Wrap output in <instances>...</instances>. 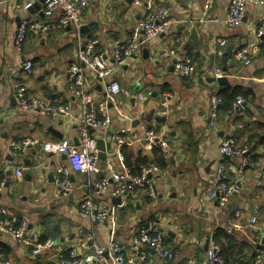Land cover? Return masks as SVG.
Here are the masks:
<instances>
[{"label": "crops", "instance_id": "crops-1", "mask_svg": "<svg viewBox=\"0 0 264 264\" xmlns=\"http://www.w3.org/2000/svg\"><path fill=\"white\" fill-rule=\"evenodd\" d=\"M24 2L0 0V207L7 210L6 225L22 228L25 241L18 243L0 232V257L10 264H56L55 251L32 256L31 248L50 238L56 248L67 251L89 234L103 248L115 243L129 257L134 251L133 234L154 224L173 258L163 261L147 248L146 258L138 264H207L204 245L215 241L222 245L227 264H249L259 255L264 259V243L258 242L264 229V142L261 136L252 138L264 135V43L249 65L234 58L237 50L255 44V30L264 26V6L249 5L241 25L230 28L224 23L230 0H90L82 26L93 27L82 40L95 39L97 50L108 55L116 41L123 42L132 34L141 45L122 64L110 61L111 79L120 86L116 100L122 106L109 104V126L90 134L103 140L109 134L112 139L120 136L122 146L118 148L112 140L111 153L99 159L97 173L71 172L72 190L60 196L53 182L57 169L67 165L66 158L44 154L41 144L59 141L53 135L57 133L78 145V100L70 91L68 77L77 42L71 28L56 25L57 15L51 19L43 16L42 0L28 11L22 9ZM161 7L177 23L144 41L138 25ZM25 20L50 27L46 32L28 31L18 48L16 34ZM194 27L198 32L195 43L182 32ZM222 39L227 44L220 48ZM229 47L231 52L223 56ZM171 49L195 64L192 76L175 74L174 60L168 55ZM27 61L33 65V75L13 77V70ZM216 68L226 70L223 90L238 88L247 93L243 98L247 107L243 115H220L217 129L212 130L207 127V107L209 97L220 93L217 83L211 81ZM84 78L95 102L100 101L106 84L87 71ZM20 88L27 97L69 106L71 117L45 118L19 110L14 95ZM163 96H167L166 105ZM160 117L165 122H157ZM148 132L168 147L165 167L155 175L156 198L149 199L143 191L114 197L109 186L95 195L99 206L109 212L107 221L96 224L81 216L78 205L92 193V183L107 175V164L125 167V162L118 161L117 151L133 166L142 159L153 164L152 146L145 140ZM228 135L247 144L252 163L242 174L240 194L220 206L207 196L218 181L217 169L220 165L237 168L240 163L225 160L218 151L219 141ZM24 139L38 144L19 155L10 144ZM226 175L231 180L237 173L228 171Z\"/></svg>", "mask_w": 264, "mask_h": 264}, {"label": "built area", "instance_id": "built-area-1", "mask_svg": "<svg viewBox=\"0 0 264 264\" xmlns=\"http://www.w3.org/2000/svg\"><path fill=\"white\" fill-rule=\"evenodd\" d=\"M37 0H25L22 9L30 10ZM90 0H42L41 12L46 19H51L57 15L56 25L69 27L76 37V55L74 62L68 68L70 91L78 100L79 116L77 118L78 145L75 146L67 139L60 141L44 142L41 150L44 154L54 156H64L67 165L60 166L56 171L53 182L55 191L60 196H67L72 190L69 180L71 172L74 173H97L99 171L98 151L96 150L95 139L89 134L88 129L98 130L107 128L110 124L108 106L111 103L122 106V102L116 100L120 94L119 83L112 78V64H122L134 52H136L141 42L136 34H132L125 41H116L111 54L98 51L95 39L82 40L80 28L82 26V14L86 10ZM264 6V0H230V6L225 18V25L230 28H237L241 25L247 7ZM177 22L169 15L167 8L161 7L149 13L138 25V30L142 32L144 41H150L155 37L166 33L171 26ZM47 24H33L28 20L23 21L16 38V45L20 48L28 31L46 32L49 29ZM255 44L252 47L242 48L234 53V58L243 61L247 66L250 58L260 53V46L264 43V26H260L254 33ZM226 39L219 41L220 48L225 47ZM168 55L174 60V72L179 77H189L195 73V64L186 57H178V52L174 49L168 51ZM112 61V64L110 63ZM85 71L93 75L99 82L106 84L104 96L100 101L95 102L93 95L85 85ZM33 75V65L27 61L18 69L13 70L12 76ZM214 79L223 77L220 68H216L212 74ZM19 110L35 112L45 118H56L62 115L65 118L71 117L69 106L57 107L46 101L27 97L23 89H18L14 95ZM138 100L143 97L139 95ZM163 104H167V96H163ZM223 102L222 99L213 94L208 99L207 127L212 130L217 129L220 119L219 112ZM246 104L241 96L235 98L233 112L243 115L246 112ZM113 143L122 146L123 140L120 136L113 137ZM145 140L154 148H158L163 154L167 153V144L157 140L152 132L145 134ZM38 144L36 140L24 139L20 142H11L10 146L14 152L23 155L27 150ZM218 151L222 157L226 156L232 160H239L237 168L233 166L220 165L217 169L218 181L208 192V198L216 201L220 206L229 202L234 196L240 194L244 186L243 172L251 166L252 160L247 146H240L233 136H225L219 141ZM117 159L120 163L125 161L123 154L117 151ZM228 171L236 172L233 179H228ZM106 176H101L92 183V193L85 196L78 205V212L81 216L88 218L92 223L103 224L109 217V212L101 208L97 202L96 194L104 193L109 186L112 187L111 195L121 197L132 195L135 192L143 191L146 196L154 200L156 198L155 175L159 172L156 166L150 165L142 167L138 173H133L129 168L116 167L113 163L107 164ZM7 215V210L0 207V232L7 234L17 240L18 243H25L23 239V229L7 226L3 218ZM258 242L264 243V229L258 235ZM134 247L133 253L129 257L122 255L121 249L115 243L107 248L100 246L94 235L89 234L75 248L67 251L56 248L54 239H46L44 242L31 248V255L38 256L46 252L55 251L56 264H138L144 261L147 255V248L152 249L156 256L163 261L172 260V254L166 249L163 234L158 232L154 224L142 229L131 238ZM221 246L211 242L205 253L207 264H225L221 256ZM108 258V259H107ZM0 264H10L0 257ZM250 264H264L262 256H256Z\"/></svg>", "mask_w": 264, "mask_h": 264}, {"label": "trees", "instance_id": "trees-1", "mask_svg": "<svg viewBox=\"0 0 264 264\" xmlns=\"http://www.w3.org/2000/svg\"><path fill=\"white\" fill-rule=\"evenodd\" d=\"M216 95L219 96L222 99V102H223V104H222V106L220 108L219 116L223 115V114H228L230 112L231 113L233 112L232 106H233V103H234L236 97L241 96L242 98H245V99L247 97V93L243 92L242 90H240L238 88H236V89L226 88L225 90L221 91L220 93H218ZM255 136L256 137L257 136L258 137L261 136L260 140H261V142L262 141L264 142V135H260V134L259 135H254V137H252V138H255ZM233 138L237 141V143L240 146H245V145L247 146V144H244L243 142L239 143L238 139L236 137H233ZM152 153L154 155L153 164H149L150 162L147 159H142V160L136 161L135 165L133 166L132 161L129 158L126 157L125 161H124L125 162L124 165H125L126 168H129L133 173H138L139 170L142 167L150 166V165L156 166L158 169L159 168H164L165 167L164 154L158 148H154V147H152ZM215 243L218 244V242H216V241H215ZM220 246H221V249H222L221 256H222V258L225 261L223 247H222V245H220ZM225 264H227L226 261H225Z\"/></svg>", "mask_w": 264, "mask_h": 264}, {"label": "water", "instance_id": "water-1", "mask_svg": "<svg viewBox=\"0 0 264 264\" xmlns=\"http://www.w3.org/2000/svg\"><path fill=\"white\" fill-rule=\"evenodd\" d=\"M93 25L92 24H89L88 26H81L80 28V36L83 37V35H85L86 33H88L89 29L92 28ZM182 32L185 36H189L190 39L192 40L193 43L197 42V37H198V32H197V28L194 27L192 28L191 30H188V29H182ZM17 35V34H16ZM231 48H227L226 52L224 53L223 56H226L228 54V52H231ZM144 56L146 57L147 56V52L144 51ZM225 68L222 69V72L225 73ZM211 81L217 83L218 85V91L221 92L223 91L224 89V86H225V83H226V80L224 77H221V78H217V79H212ZM153 115V111L150 112L149 114V117ZM156 121L159 122V123H163L165 122V118L164 117H160V118H156ZM89 131V134H93L94 133V130L92 129H88ZM49 132H52V130L50 129ZM53 135L59 139V141L62 139L61 138V134H55L53 133ZM95 139V143H96V150L98 151V158L100 160H103L105 158V155L106 154H109L111 153V142H112V137L110 136V134L106 137L105 140L101 139L100 137L98 136H95L94 137ZM39 147L40 146H37L38 150H39ZM49 156H52V154H49ZM224 159L227 160L229 159L228 157L224 156ZM30 179V178H28ZM114 201L116 202H119L120 200L118 198H115ZM207 248H208V243L206 242V244L204 245V251H207Z\"/></svg>", "mask_w": 264, "mask_h": 264}]
</instances>
